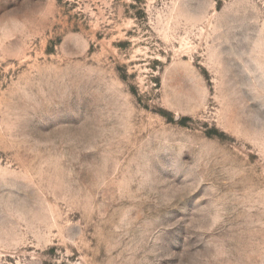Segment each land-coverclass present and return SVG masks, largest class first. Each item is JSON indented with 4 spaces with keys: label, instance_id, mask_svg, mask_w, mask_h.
Instances as JSON below:
<instances>
[{
    "label": "rangeland",
    "instance_id": "obj_1",
    "mask_svg": "<svg viewBox=\"0 0 264 264\" xmlns=\"http://www.w3.org/2000/svg\"><path fill=\"white\" fill-rule=\"evenodd\" d=\"M0 264H264V0H0Z\"/></svg>",
    "mask_w": 264,
    "mask_h": 264
}]
</instances>
